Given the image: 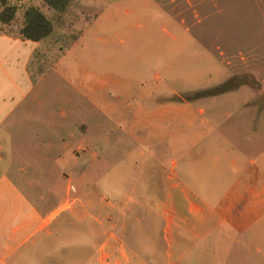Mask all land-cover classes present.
Masks as SVG:
<instances>
[{
  "label": "crops",
  "instance_id": "1",
  "mask_svg": "<svg viewBox=\"0 0 264 264\" xmlns=\"http://www.w3.org/2000/svg\"><path fill=\"white\" fill-rule=\"evenodd\" d=\"M169 3L68 0L55 8L44 0H0V130L16 148L17 125L34 127V135L18 148L17 177L0 175V264H91L105 258L118 264L126 256L122 246H155L148 219L144 233L137 219L135 227L144 236L135 239L114 224L107 233L100 214L91 225V188L84 183L102 177L122 198L153 197L155 183L161 186V195L155 196L164 199L158 243L163 261L176 246L178 264H264V107L238 109L231 128L235 136L222 149L201 143L206 129H187L184 104H155L158 93L142 88L132 95L123 81L120 59L135 47L152 46L155 19L159 24L170 18L164 8ZM7 9L13 16L5 21ZM30 9L50 26L39 40L21 35ZM157 33L161 39L166 33L162 24ZM56 77L66 87L62 105L83 113L76 123L69 122L61 105L28 110L43 105L47 96L40 95ZM68 91L81 103L75 104ZM239 117L253 125L251 136L237 133ZM111 126L140 147L125 153L126 162L102 169L101 151L115 150L124 140L110 142ZM167 136L176 140L158 156L149 140L157 143ZM9 149L6 154L12 156ZM139 209L132 206L122 214H140ZM91 234L97 237L98 254L90 253ZM125 260L148 263L154 254L131 251Z\"/></svg>",
  "mask_w": 264,
  "mask_h": 264
},
{
  "label": "rangeland",
  "instance_id": "2",
  "mask_svg": "<svg viewBox=\"0 0 264 264\" xmlns=\"http://www.w3.org/2000/svg\"><path fill=\"white\" fill-rule=\"evenodd\" d=\"M169 1L170 3L164 8L169 11L170 18L167 20L164 17L163 21L160 19L159 24V19H155L157 29L152 46L148 45L145 50L135 47L128 58L120 59L124 66L121 69L123 81L129 82L126 88L132 95H139L142 88L158 93L160 96L158 101L154 102L155 104L162 102L184 104L187 129L193 125L206 129L207 134L202 138L201 143L219 144L224 149L227 139L231 140L235 136L231 128L238 109L241 112L246 110L243 107H250L251 111L256 112L264 107V0ZM161 24L166 31L162 39L157 33ZM161 41L162 46L159 47ZM53 78L52 87L43 90L40 95L47 96V98L43 97V105L38 107L33 105L28 110L45 111L51 108L50 105H56L59 109L61 105L68 115L69 122H78V119H82L83 113L74 110L71 104L62 105L60 95L66 87L58 77ZM227 86L234 88L229 90L226 89ZM57 88L62 92H59ZM68 92L69 96L76 100L75 104L81 103L74 92ZM197 110H202V113L198 114ZM29 117L34 115L30 114ZM238 121L239 136H251L253 125L249 120L239 117ZM20 127L21 134L14 135L15 141L19 142L16 148L4 139V129L0 130V147H3L0 150V175L6 173L13 178L17 177V168L14 163L21 161L18 148L20 146L23 148L27 139L34 135L33 125L22 123L17 125V128ZM111 128L110 142L117 137H122L124 140L117 144L115 150L107 148L101 151L104 155L102 169L114 166L116 161L126 162L128 159L124 157L125 153L130 148L132 150L140 147L131 138L114 130L113 126ZM104 129L108 130V125ZM187 137H191V133L188 132ZM174 140L176 139L172 136H167L157 143H155L156 140L149 141L152 144L151 148L155 149L154 152L162 157L163 150L167 153L168 144ZM188 141L190 140L186 138L187 145H189ZM10 146L12 148L9 149ZM8 149L12 156L6 154ZM190 151L194 152V150ZM8 158H11L10 166L5 164ZM84 184L91 188L89 196L91 225L97 223L98 214H100V219L105 218L107 233L113 232L111 225L114 224L119 230L124 227L127 236L135 239L144 236L146 219H148V227L151 223L155 246H122L120 252L126 256L118 264H178L176 246L170 247V256L166 258L167 260L161 259L163 247L158 243L163 237L161 217L164 215L162 206L164 199L161 196H155L161 195V186H157V182L155 189L151 190L153 197L137 199L116 197V187L108 181L107 177H102L99 181L89 178ZM147 186L145 183V188ZM132 206L137 209L140 207V214L131 212L122 214ZM138 218H141L143 233L138 232L139 228L135 227ZM102 231L103 229L100 230L101 234ZM95 234L90 235L91 254H98L99 244ZM116 248L119 249V247ZM147 250L153 251L152 262L125 260L127 256H130L131 251L140 254ZM98 263L115 264L108 258L100 259Z\"/></svg>",
  "mask_w": 264,
  "mask_h": 264
},
{
  "label": "trees",
  "instance_id": "3",
  "mask_svg": "<svg viewBox=\"0 0 264 264\" xmlns=\"http://www.w3.org/2000/svg\"><path fill=\"white\" fill-rule=\"evenodd\" d=\"M47 4L55 8H63L68 0H44ZM60 3V4H58ZM13 16L12 9L5 11V21L11 19ZM50 32L49 23L45 18L35 9H30L26 12V23L21 29V35L30 40H39ZM234 87L227 86L226 89H233Z\"/></svg>",
  "mask_w": 264,
  "mask_h": 264
}]
</instances>
